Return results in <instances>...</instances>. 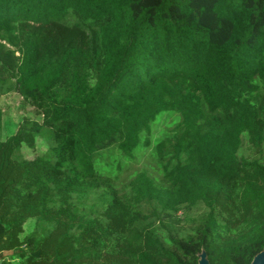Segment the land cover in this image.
I'll return each instance as SVG.
<instances>
[{
    "label": "trees",
    "instance_id": "trees-1",
    "mask_svg": "<svg viewBox=\"0 0 264 264\" xmlns=\"http://www.w3.org/2000/svg\"><path fill=\"white\" fill-rule=\"evenodd\" d=\"M149 149L159 180L120 181ZM263 245L264 0H0V264H249Z\"/></svg>",
    "mask_w": 264,
    "mask_h": 264
},
{
    "label": "rangeland",
    "instance_id": "rangeland-1",
    "mask_svg": "<svg viewBox=\"0 0 264 264\" xmlns=\"http://www.w3.org/2000/svg\"><path fill=\"white\" fill-rule=\"evenodd\" d=\"M16 101H17V99L15 100V96L5 97L3 99L4 108H5V112H6V118L9 115V113L11 111H13L12 109L15 107L14 102H16ZM12 113H14V112H12ZM12 115H16V114H12ZM161 117H163V116L159 115L154 122L152 121L150 126H153L156 122H158V120ZM172 120H173V118L172 119L170 118L168 120L166 119L165 122L157 123L155 125V127L152 128L154 136L159 137L160 136L159 132L162 129L169 127L171 125ZM5 135H6V132H3V136H5ZM48 136H49V130L43 129L35 138V148L30 149V148L26 147L25 145L22 146V148L19 151H17L16 158H22V157L30 158L31 155H34V153H37L38 151L43 150L45 148L43 141H45ZM154 141L152 142V144L154 143ZM151 152H152L151 149L147 150V157L145 159L141 160L140 163L130 162L129 166L125 167L123 169V172L120 175V181H125L127 178H129L132 175V173L135 170L140 169V168L146 169L153 178H155L156 180H159V175L156 173V168H155V164H154ZM26 228L29 229L30 226L26 225Z\"/></svg>",
    "mask_w": 264,
    "mask_h": 264
},
{
    "label": "water",
    "instance_id": "water-1",
    "mask_svg": "<svg viewBox=\"0 0 264 264\" xmlns=\"http://www.w3.org/2000/svg\"><path fill=\"white\" fill-rule=\"evenodd\" d=\"M197 257V264H209L207 254L204 249L200 250ZM249 264H264V245L262 249L253 256Z\"/></svg>",
    "mask_w": 264,
    "mask_h": 264
}]
</instances>
